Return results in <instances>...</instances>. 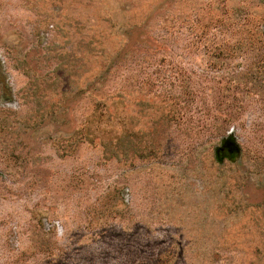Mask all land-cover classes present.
I'll return each instance as SVG.
<instances>
[{"label": "rangeland", "instance_id": "obj_1", "mask_svg": "<svg viewBox=\"0 0 264 264\" xmlns=\"http://www.w3.org/2000/svg\"><path fill=\"white\" fill-rule=\"evenodd\" d=\"M0 264H264V0H0Z\"/></svg>", "mask_w": 264, "mask_h": 264}, {"label": "water", "instance_id": "obj_2", "mask_svg": "<svg viewBox=\"0 0 264 264\" xmlns=\"http://www.w3.org/2000/svg\"><path fill=\"white\" fill-rule=\"evenodd\" d=\"M225 151H228V154H225ZM241 153V147L237 143V140L234 135H229L228 137L222 140L221 145L216 147L215 156L216 159L222 163L225 158H229L230 160H236L237 157Z\"/></svg>", "mask_w": 264, "mask_h": 264}, {"label": "flooded vegetation", "instance_id": "obj_3", "mask_svg": "<svg viewBox=\"0 0 264 264\" xmlns=\"http://www.w3.org/2000/svg\"><path fill=\"white\" fill-rule=\"evenodd\" d=\"M225 154H228V151H225Z\"/></svg>", "mask_w": 264, "mask_h": 264}]
</instances>
